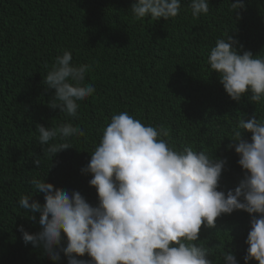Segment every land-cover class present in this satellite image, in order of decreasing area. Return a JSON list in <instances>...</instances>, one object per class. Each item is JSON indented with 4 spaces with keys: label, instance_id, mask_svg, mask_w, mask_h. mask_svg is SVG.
Here are the masks:
<instances>
[{
    "label": "trees",
    "instance_id": "1",
    "mask_svg": "<svg viewBox=\"0 0 264 264\" xmlns=\"http://www.w3.org/2000/svg\"><path fill=\"white\" fill-rule=\"evenodd\" d=\"M134 2L0 0V264H68L63 251L53 260L42 247L23 242L20 226L29 234L41 226L39 213H28L18 201L21 195H32L30 202L43 205L44 194L32 183L39 179L54 188L79 191L97 207L91 173L82 169L119 112L127 111L145 125H163L169 135L161 138L177 150L191 146L224 159L217 190L225 195L246 175L231 139L240 119L246 122L255 114L264 120V98L251 102L249 92L232 100L219 74L211 70L208 55L217 39L229 35L237 41L239 54L250 51L264 58V0H243L244 7L236 10L230 7L235 0H208V13L195 18L191 0H180L177 16L157 20L150 15L137 19L131 10ZM64 51L71 53L73 65L88 66L84 82L95 84L92 94L77 101L75 117L48 106L55 90L44 83ZM63 123L81 125L85 131L50 140L49 145L71 146L52 156L39 144L36 126ZM251 135L242 130L249 143ZM35 158L39 167L33 164ZM251 219L242 210L222 214L214 227L202 226L196 243L210 249L213 264H225L223 252L245 264ZM64 246L61 232V243L54 247ZM75 258L91 264L87 254Z\"/></svg>",
    "mask_w": 264,
    "mask_h": 264
},
{
    "label": "clouds",
    "instance_id": "2",
    "mask_svg": "<svg viewBox=\"0 0 264 264\" xmlns=\"http://www.w3.org/2000/svg\"><path fill=\"white\" fill-rule=\"evenodd\" d=\"M190 7L194 18L209 11L208 0H191ZM230 7L243 8V0ZM179 9L180 0H135L131 6L137 19L149 15L153 20L168 19ZM235 44L229 35L217 39L208 64L232 100L250 92L249 100L259 103L264 98V58L250 51L239 54ZM71 60L68 51L57 56L44 83L55 90L48 106L75 117L77 101L92 94L95 84L84 82L88 66L73 65ZM36 129L39 144L52 156L71 146L49 145L50 140L85 131L71 123ZM242 130L252 134L250 143L242 138ZM168 135L163 125H145L127 111L114 114L82 169L91 173L89 185L96 189L98 206H91L79 191L33 179L36 192L44 194L43 205L30 202L32 195H21L18 203L28 213H39L41 231L29 234L20 226L23 242L42 247L53 260H59L63 251L68 264H88L75 258L85 254L91 264H213L210 249L196 243L202 226L212 228L222 214L242 210L252 217L245 264L249 260L264 264V120L255 114L246 122L239 120L231 140L246 175L226 195L217 190L226 161L191 146L177 150L161 138ZM33 164L39 167L40 160L35 158ZM61 232L66 246L54 247L61 243ZM222 257L225 264H237L231 253L223 252Z\"/></svg>",
    "mask_w": 264,
    "mask_h": 264
}]
</instances>
